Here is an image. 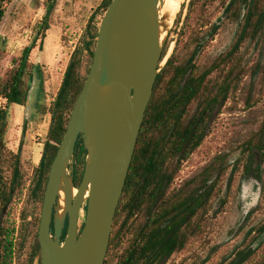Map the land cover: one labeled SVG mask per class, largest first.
Segmentation results:
<instances>
[{"label":"trees","instance_id":"1","mask_svg":"<svg viewBox=\"0 0 264 264\" xmlns=\"http://www.w3.org/2000/svg\"><path fill=\"white\" fill-rule=\"evenodd\" d=\"M9 1L0 0V24ZM48 1L45 29L49 28L47 20L56 3V0ZM111 1L106 0L104 13ZM253 7L237 41L210 65L200 69L195 62L198 50L185 63H179L172 54L158 74L115 215L104 264H162L204 232L214 192L216 187H220L226 171L227 156L215 155L179 186L173 187V182L183 163L203 142L213 116L222 109L243 80L240 48L246 39H256L264 32V9L261 6ZM177 22H180V17ZM98 30V24L91 26L71 55L60 88L52 101L48 136L32 176L25 177L21 152H13L5 144L8 109L0 106V264H16L17 257L21 264H29L36 253L49 172L89 72ZM35 47L36 40L24 48L18 62L14 61L15 66L0 76V97L7 101V105L26 106L28 103L29 81L35 76L30 64ZM167 50L168 44L162 59ZM6 55V50L0 47V68ZM36 67L38 76L42 78L40 62ZM244 148L249 161L246 167L248 173L256 170L261 174L264 121L245 141ZM76 150L75 184L79 185L86 157L81 138ZM258 155L261 158L259 163ZM254 163H257L256 167ZM232 179L233 176L227 183L229 190ZM28 181L36 215L31 230L22 229L19 232L16 220H10L11 211L7 212L9 217L3 223L1 216L16 196L21 197ZM23 216L27 218L28 214L24 213ZM252 231L263 234L264 224L252 228ZM252 252L251 249L239 252L233 263H244Z\"/></svg>","mask_w":264,"mask_h":264},{"label":"rangeland","instance_id":"2","mask_svg":"<svg viewBox=\"0 0 264 264\" xmlns=\"http://www.w3.org/2000/svg\"><path fill=\"white\" fill-rule=\"evenodd\" d=\"M105 2L56 0L47 20L48 29L44 28L48 0H10L6 4L0 24V47L7 55L2 60L0 76L13 68L24 48L36 40L30 58L35 76L29 81L32 90L27 105H7V101L0 97V106L8 109L5 144L9 150L21 152L25 177L32 176L39 164L48 136L52 101L71 55L83 34L91 26H100ZM228 2L181 0L180 10L164 34V45L168 44L165 61L174 54L179 63H185L198 50L195 62L202 70L228 51L243 24L242 6L237 8L239 15L233 16L230 12L225 13ZM260 2L264 6V0ZM180 16V22H177ZM216 24L218 28L214 29ZM240 56L244 67L242 82L213 116L203 142L183 163L173 182V187L179 186L215 155L227 156L226 171L220 187L214 192L204 232L162 264H234L238 253L248 249L253 252L242 264H264V233L251 232L252 228L264 224V161L260 164L261 177L257 186L251 178L252 173L246 169L249 161L244 148L245 141L264 121V32L256 39H246L240 48ZM39 62L43 69L42 78L36 67ZM257 158L259 163L261 158L259 155ZM231 176L229 190L227 183ZM33 204L28 181L21 197L16 196L7 206L2 223L9 217L7 212L11 211L10 220H16L19 232L31 230L36 215ZM24 213L28 214L27 218ZM83 222L82 215L81 226ZM36 253L32 264H39ZM20 262L17 257L16 264Z\"/></svg>","mask_w":264,"mask_h":264},{"label":"water","instance_id":"3","mask_svg":"<svg viewBox=\"0 0 264 264\" xmlns=\"http://www.w3.org/2000/svg\"><path fill=\"white\" fill-rule=\"evenodd\" d=\"M163 3L112 0L101 20L89 72L49 172L37 232L39 264L105 263L154 85L171 57L162 59L164 34L177 13L161 16ZM80 138L86 157L76 185Z\"/></svg>","mask_w":264,"mask_h":264},{"label":"flooded vegetation","instance_id":"4","mask_svg":"<svg viewBox=\"0 0 264 264\" xmlns=\"http://www.w3.org/2000/svg\"><path fill=\"white\" fill-rule=\"evenodd\" d=\"M239 6H242V11L243 12H242L241 15L243 17V24H242L240 32H239V34L237 36V39H238L241 31L245 27L246 17L248 15L249 11H251L254 8L253 6H256V8L261 6L264 9V6L261 5L260 0H229L228 5H227L226 10H225V13L230 12L233 16H238L239 15V11L237 10V8H239ZM180 18H181V16H180ZM220 19H222V18H220ZM216 28H218V24H216L214 26V29H216ZM237 39H236V41H237ZM251 173H252V175H251L252 180H254V182L257 183V186H259L258 181H259V178L261 177L260 173L258 174L256 172V170H253ZM255 192H258L257 189L255 190Z\"/></svg>","mask_w":264,"mask_h":264},{"label":"bare ground","instance_id":"5","mask_svg":"<svg viewBox=\"0 0 264 264\" xmlns=\"http://www.w3.org/2000/svg\"><path fill=\"white\" fill-rule=\"evenodd\" d=\"M180 6L181 0H164L163 5L160 6V14L161 16L170 15V17H173L178 12V10H180ZM76 192L77 189H75V193Z\"/></svg>","mask_w":264,"mask_h":264}]
</instances>
